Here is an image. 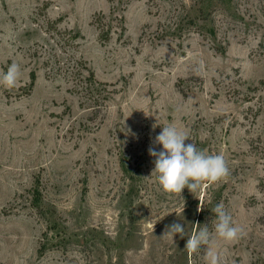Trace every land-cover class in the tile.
<instances>
[{"label":"rangeland","instance_id":"obj_1","mask_svg":"<svg viewBox=\"0 0 264 264\" xmlns=\"http://www.w3.org/2000/svg\"><path fill=\"white\" fill-rule=\"evenodd\" d=\"M13 62L0 264H207L185 245L220 203L244 232L215 240L223 264H264V0H0ZM169 124L230 175L165 193L149 148Z\"/></svg>","mask_w":264,"mask_h":264},{"label":"clouds","instance_id":"obj_2","mask_svg":"<svg viewBox=\"0 0 264 264\" xmlns=\"http://www.w3.org/2000/svg\"><path fill=\"white\" fill-rule=\"evenodd\" d=\"M21 76L20 66L13 62L6 72H0V85L11 89L17 86ZM155 127V126H154ZM189 140L187 131L180 129L175 124L163 126L162 131L155 137V144L162 145L161 151L149 148V155L155 157L152 174L157 178L160 188L168 194L181 195L187 188L191 193L197 192L204 184H215L230 175L227 161L223 154H208L198 150ZM198 206L197 211H202ZM215 220L212 222L214 232L208 226L200 227L197 224L195 231L187 240L185 249L191 256L200 251L201 246H206L204 258L207 264H223L222 254L215 247V240L233 243L244 234L242 227L235 224L233 217L225 210L223 203L212 209ZM184 226L173 223L167 228L165 235L172 238L176 234L183 237Z\"/></svg>","mask_w":264,"mask_h":264},{"label":"trees","instance_id":"obj_3","mask_svg":"<svg viewBox=\"0 0 264 264\" xmlns=\"http://www.w3.org/2000/svg\"><path fill=\"white\" fill-rule=\"evenodd\" d=\"M31 85L33 86V84H34V82H35V80H36V75H35V73L34 72H31Z\"/></svg>","mask_w":264,"mask_h":264}]
</instances>
